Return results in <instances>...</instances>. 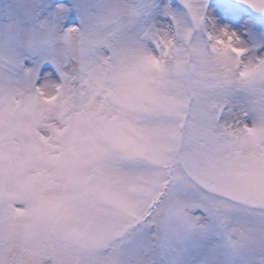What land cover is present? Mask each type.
I'll return each instance as SVG.
<instances>
[{"label": "snow or ice", "instance_id": "obj_1", "mask_svg": "<svg viewBox=\"0 0 264 264\" xmlns=\"http://www.w3.org/2000/svg\"><path fill=\"white\" fill-rule=\"evenodd\" d=\"M0 264H264V0H0Z\"/></svg>", "mask_w": 264, "mask_h": 264}]
</instances>
